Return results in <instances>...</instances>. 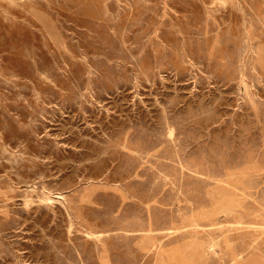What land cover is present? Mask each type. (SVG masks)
<instances>
[{
  "label": "rangeland",
  "instance_id": "rangeland-1",
  "mask_svg": "<svg viewBox=\"0 0 264 264\" xmlns=\"http://www.w3.org/2000/svg\"><path fill=\"white\" fill-rule=\"evenodd\" d=\"M255 261L264 0H0V264Z\"/></svg>",
  "mask_w": 264,
  "mask_h": 264
},
{
  "label": "crops",
  "instance_id": "crops-1",
  "mask_svg": "<svg viewBox=\"0 0 264 264\" xmlns=\"http://www.w3.org/2000/svg\"><path fill=\"white\" fill-rule=\"evenodd\" d=\"M253 264H260V263H259V261H255V262H253Z\"/></svg>",
  "mask_w": 264,
  "mask_h": 264
},
{
  "label": "bare ground",
  "instance_id": "bare-ground-1",
  "mask_svg": "<svg viewBox=\"0 0 264 264\" xmlns=\"http://www.w3.org/2000/svg\"><path fill=\"white\" fill-rule=\"evenodd\" d=\"M172 141H173V139H172ZM53 202V201H52ZM29 204V203H28Z\"/></svg>",
  "mask_w": 264,
  "mask_h": 264
}]
</instances>
